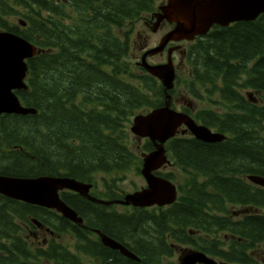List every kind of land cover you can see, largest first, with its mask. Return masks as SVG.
Here are the masks:
<instances>
[{
  "label": "trees",
  "instance_id": "16d2710c",
  "mask_svg": "<svg viewBox=\"0 0 264 264\" xmlns=\"http://www.w3.org/2000/svg\"><path fill=\"white\" fill-rule=\"evenodd\" d=\"M154 3L0 0V30L19 34L41 50L27 61L28 88L15 91L36 113L0 115V174L66 175L92 182L93 194L108 198L109 192L98 190L101 178L122 181L132 166L139 170L141 155L127 143L131 119L162 105L164 93L143 68L142 74L132 72L130 48L133 24L154 14ZM186 60L191 72L185 83L202 88L222 109H200L196 118L226 137L204 142L178 135L166 141L169 159L185 173L176 201L118 215L77 194L61 193L89 226L132 241L139 260L117 256V264H160L167 238L190 244L196 235L205 240L197 248L241 263L253 259L251 251L264 242V188L245 178L264 177V13L212 26L188 47ZM152 148L146 140L140 152ZM157 174L174 179L169 172ZM124 193L116 188L111 195ZM32 218L57 234L73 233L83 254L91 255L86 244L91 252L101 246L86 241L80 226L54 210L0 194V264H78L61 246L31 250L18 221Z\"/></svg>",
  "mask_w": 264,
  "mask_h": 264
},
{
  "label": "water",
  "instance_id": "95a60500",
  "mask_svg": "<svg viewBox=\"0 0 264 264\" xmlns=\"http://www.w3.org/2000/svg\"><path fill=\"white\" fill-rule=\"evenodd\" d=\"M156 13L155 26L161 20L174 24L160 38L159 43L143 53L139 65L151 76L158 78L163 86V105L145 114L133 117L130 131L139 138H147L153 150L142 155L140 173L145 186L133 192L125 193L122 198L107 201L89 194L90 183L77 181L68 176H8L0 175V194L29 204L55 209L66 219L81 224L82 217L68 206L59 196L58 191L69 189L81 196L108 205L112 202L134 207L163 206L172 204L177 198V188L171 180L155 172L170 161L166 156L165 142L174 137L182 125L197 139L213 142L220 141L224 135L213 132L207 126L197 123L190 115L170 107L175 69L171 52L178 45L167 49L164 63L151 64L146 56L163 51L169 42L193 40L204 35L213 25L227 26L237 21H251L264 13V0H166ZM24 25V22H21ZM41 50L21 35L8 30H0V115L1 114H34V108L23 106L15 91L27 89L25 82L27 60ZM248 180L264 188V177L249 174ZM264 215V212H263ZM33 222L36 220L33 219ZM39 224V223H38ZM104 246L119 250L127 258L139 260L132 251L112 237L94 230ZM179 264H215L216 261L200 251H188L179 256Z\"/></svg>",
  "mask_w": 264,
  "mask_h": 264
},
{
  "label": "rangeland",
  "instance_id": "374dc122",
  "mask_svg": "<svg viewBox=\"0 0 264 264\" xmlns=\"http://www.w3.org/2000/svg\"><path fill=\"white\" fill-rule=\"evenodd\" d=\"M165 0H155L154 6H158L160 3H162ZM158 11V9L156 10ZM156 18L153 17V13L152 14H148L143 16L140 20L136 21L133 24V33H132V42H131V57L134 58L133 62L135 63L134 66H132V72L134 74H142V70L139 69V65L138 62L140 61V58L138 56V47L139 45L144 43V39L146 38L147 40V46L148 47H153L155 45H157L159 43V40L161 38V36L168 31L172 25H169L167 22L165 21H160L159 24L157 26H155V22H156ZM154 27L155 31H152L150 28ZM140 34H138V33ZM191 42H184L183 43V47L184 48H188L191 44H189ZM177 58V56L179 57V52L174 54ZM166 58V52L164 51L163 53L160 54H156L153 56H150L148 59L149 63H156V62H164ZM137 61V62H135ZM185 64L184 63H180L179 64V68H178V80L182 82H177L176 87L173 89V95H175V97H177V101L174 102L175 107L179 108L181 105H186L187 103H192L193 105V111L197 110V112L200 109H215L218 111H222L221 107H219L216 104H213L211 101L208 100V97L205 93V91L202 88H197L195 86L190 87L189 85H187V83H185V80L188 78V76L190 75V65L188 63V61L185 59ZM198 94L200 96L197 97ZM215 97L214 95H211L210 97ZM203 97H206V99H203ZM128 145L131 147L132 150H134V152H136L138 155H140V149L141 147L145 144V139H140L136 136H134L130 131H129V137H128V141H127ZM140 168L141 165L139 166V170H136L133 166L132 169H130L127 173H125L122 177L124 178L122 181L121 180H113V182L110 180L109 177H106L104 179L101 178L100 180V184L101 187H98V190H100L102 188V190L105 193H108L107 197L105 198V200L107 201H114V200H118L116 197L112 196L111 193L112 191L119 189V190H123L124 192H130L133 191L136 188H140L145 184V181L143 179V177L141 176L140 173ZM163 170L166 172H172L174 179L172 180L176 185H179L182 180L185 178V173L175 164L170 163L167 164V166H165L163 168ZM99 176V175H98ZM120 176V175H119ZM94 191V190H93ZM98 193V192H97ZM98 195H101L98 193ZM97 204H99L98 202H96ZM109 206V210H114L116 212H127V205H120L117 202H112L108 204ZM240 209V207H232L231 210L238 212ZM248 209H244V212H248ZM65 218V217H63ZM66 219V218H65ZM24 223V224H23ZM21 224L22 229L20 230L22 235L25 237L24 239L27 241L28 243V247L31 250H35L38 247L40 248L41 244L43 241L45 240H50V239H55V242L59 241V242H63V243H71L74 241V238H72L71 234L69 233H62L61 237L58 238L57 235L55 233L52 232H43L41 230H38L36 227H39L35 222H32V219H30V221L28 222H23ZM37 235L38 238H35ZM60 236V235H59ZM70 245V244H68ZM64 249H66L65 246H63ZM69 247V246H67ZM195 248V247H194ZM74 251V249H73ZM179 250H174L173 255L167 259H165L164 261L160 262V264H179ZM78 254V253H77ZM251 255H253V257L256 260V264H264V243H260L256 246V248H254L251 251ZM83 259V257H82ZM84 261V260H83ZM85 263H81L80 264H92L91 262H89L87 259H85L84 261Z\"/></svg>",
  "mask_w": 264,
  "mask_h": 264
},
{
  "label": "flooded vegetation",
  "instance_id": "af4514ba",
  "mask_svg": "<svg viewBox=\"0 0 264 264\" xmlns=\"http://www.w3.org/2000/svg\"><path fill=\"white\" fill-rule=\"evenodd\" d=\"M172 27V26H171ZM151 30H152V27L150 28ZM152 31H155V30H152ZM138 33V32H137ZM139 34V33H138ZM140 35V34H139ZM184 42H186L187 43V41H181V42H179L178 44H180V48L179 49H176L175 51H173V53H172V60H173V64H174V67H175V72H176V78H175V81H174V88L176 87V85H177V82H178V68H179V64L180 63H184L185 64V59H186V54H187V49L186 48H184L182 45H183V43ZM176 43H169L167 46H166V48L162 51V52H160V53H163L164 51L166 52V55H167V48L168 47H170V46H173V45H175ZM148 48H150V47H148L147 46V40H146V38L144 39V43L143 44H141V45H139V47H138V56H139V58L141 57V55L148 49ZM178 53L179 52V57L177 56V58H176V56L174 55L175 53ZM160 53H158V54H160ZM151 56V55H150ZM150 56H147V60L149 59V57ZM156 63H161V62H156ZM177 101V97H175V95H172V105H173V107L174 108H176L175 107V105H174V102H176ZM176 109H178V110H180V111H182V112H185V113H188V115H190L191 117H196V113H197V110H195V111H193V105H192V103H187L186 105H181L179 108L177 107ZM165 166H167V165H164V166H162L160 169H159V171L158 172H165L164 170H163V168L165 167ZM166 172H168V171H166ZM169 173H172V172H169ZM173 174V173H172ZM172 180V179H171ZM86 182V181H85ZM93 188H94V185H93V183H92V187H91V189H90V191L92 190V194L94 193V191H93ZM61 193H64V194H66L67 196L66 197H68V198H70L72 195H70V194H74V196L75 197H77L75 194H77V195H79V196H81L79 193H77V192H74V191H70V190H60L59 191V195L61 196ZM94 195V194H93ZM83 197V196H82ZM85 198V197H84ZM88 200V199H87ZM90 201V200H89ZM91 202H93V203H96V202H94V201H91ZM75 203H77L78 205H79V203H78V201H76V199H75ZM97 204V203H96ZM101 205V204H100ZM80 206V205H79ZM128 208H127V212H116V211H114V210H109L108 208H109V206H107L106 207V209H105V212H107V213H112V212H114V213H116V214H118V215H122V214H124V213H128V212H133L134 211V207H131V206H127ZM165 207V206H164ZM78 215L79 216H81L82 217V219H83V222H82V224H80L79 226H80V229H81V231H82V233H83V235L86 237V241H88V240H90V241H94V242H98L99 244H101V246H95L96 248H97V252H91L90 251V249L93 251V249L92 248H90L91 246H88V244H86V246H84V247H86L87 248V250H88V252L91 254V255H93V256H91V255H86V254H83V252L79 249L80 248V244H77L78 242H77V239L74 237V235H73V233H71V236H72V238H74V241L73 242H71V243H68V244H70V245H68V244H66V243H63V242H59V241H57V243L56 244H53V245H51L50 243H48L47 242V240H45V241H43L42 242V244H41V246L42 247H46V246H61V247H63V246H65L66 247V251H70L71 253V255L73 256V258L75 259L76 258V261H77V263L78 264H80V262L82 263H85L84 261H85V259H87L89 262H91L92 264H117V262H118V258H117V256H121V257H124V258H127L125 255H123L119 250H117V249H112V248H110V247H108V246H104L102 243H101V241H100V237H99V235L94 231V230H96V229H98V230H100V232L101 233H104V234H106V235H108V236H110L107 232H105L104 230H102L101 228H97V227H93V226H89L88 224H87V220L82 216V215H80L79 213H78ZM65 220H67L68 222H70L71 224L73 223V222H71L70 220H68V219H65ZM61 221L63 222V223H66L67 224V222H65L63 219H61ZM19 222V225L21 226V224H22V222L21 221H18ZM24 224V223H23ZM74 224V223H73ZM21 228H22V226H21ZM38 230H41V231H43V232H47L48 231V228L47 227H45V226H43V225H41V226H39V227H36ZM62 234V233H61ZM61 234H58L57 235V237L58 238H60L62 235ZM70 234V233H69ZM60 235V236H59ZM111 237V236H110ZM35 238H38L37 237V235H36V237ZM112 238L114 239V240H116L117 242H119V243H121L123 246H125L128 250H130V251H132L133 253H134V244L132 243V241L130 240V239H125V240H117V239H115L113 236H112ZM168 239V241H166L167 242V252L166 253H163V254H161L160 255V259H159V261L160 262H162V261H164L165 259H167V258H169V257H171L172 255H173V252H174V250H179L180 252V255H182L183 253H186V252H188V251H200V252H203V253H205L206 255H208V256H210L212 259H214L215 261H216V263L215 264H256V260H255V258H253V259H248L245 263H241V262H228V261H225L224 259H222V258H218V257H216V256H212V255H209L208 253H206V252H204V251H202L201 249H199V248H197L196 246H202L203 244H204V239L203 240H198L199 238L196 236V235H194L193 236V239L195 240L193 243H190V244H182V243H179V242H170L171 241V239L170 238H167ZM202 239V238H201ZM264 243V242H263ZM85 245V244H84ZM92 245H97V244H92ZM41 246H40V248H41ZM67 246H69V247H67ZM204 246V245H203ZM195 247V248H194ZM39 248V247H38ZM64 248V247H63ZM73 249H74V251H73ZM101 252V254L99 255V253ZM78 253V254H77ZM112 253V255L114 256V258H107V259H105V257H107V256H109L110 254ZM97 254V255H96ZM179 255V256H180ZM178 256V257H179ZM82 257H83V259H82ZM130 259V258H129ZM84 260V261H83ZM133 260V259H132ZM196 264H204V263H199V262H197Z\"/></svg>",
  "mask_w": 264,
  "mask_h": 264
},
{
  "label": "bare ground",
  "instance_id": "6f19581e",
  "mask_svg": "<svg viewBox=\"0 0 264 264\" xmlns=\"http://www.w3.org/2000/svg\"><path fill=\"white\" fill-rule=\"evenodd\" d=\"M135 60V59H134ZM27 85V84H26ZM27 88H28V86H27ZM20 90H26V89H20ZM16 91H18V90H16ZM17 95V94H16ZM18 96V95H17ZM18 98H19V96H18ZM19 100H20V98H19ZM164 102V101H163ZM20 103L21 104H23L22 102H21V100H20ZM24 105V104H23ZM163 105V104H162ZM162 105H160V106H162ZM160 106H158V107H160ZM170 107L172 108V109H175V110H177V111H180V110H178V109H176V108H174L173 107V105H172V98H171V100H170ZM155 108H157V107H155ZM154 109V108H153ZM152 110V109H151ZM144 112V111H143ZM143 112H140L141 114H145V113H143ZM180 112H182V111H180ZM140 113H137V114H140ZM147 113V112H146ZM183 113H185V112H183ZM186 114H188V113H186ZM121 121V120H120ZM3 175H5V174H3ZM38 176H41V175H38ZM45 176H48V175H45ZM29 177V176H28ZM31 177H35V176H31ZM120 205H124V204H121V203H119ZM144 221V220H143Z\"/></svg>",
  "mask_w": 264,
  "mask_h": 264
}]
</instances>
